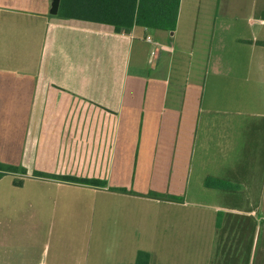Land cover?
<instances>
[{"label": "crops", "instance_id": "crops-1", "mask_svg": "<svg viewBox=\"0 0 264 264\" xmlns=\"http://www.w3.org/2000/svg\"><path fill=\"white\" fill-rule=\"evenodd\" d=\"M51 2L0 0V264H211L219 218L264 264V0L130 32Z\"/></svg>", "mask_w": 264, "mask_h": 264}, {"label": "trees", "instance_id": "trees-1", "mask_svg": "<svg viewBox=\"0 0 264 264\" xmlns=\"http://www.w3.org/2000/svg\"><path fill=\"white\" fill-rule=\"evenodd\" d=\"M181 0H62L60 15L64 18L78 15L79 3H83L88 19L98 22L111 23L116 32H130L135 26L150 29H162L174 31L177 25L179 6ZM79 17V16H77ZM19 169L16 167L0 163V180L7 174L15 173ZM24 171V170H23ZM70 181H78L94 186H102L103 183L97 180H81L67 178ZM20 185V183H17ZM127 193L125 189H121ZM149 194V197H155ZM220 217V216H219ZM217 235L220 232V218L217 222ZM149 255L140 253L137 264H148ZM211 264H248L247 258L227 257L225 254L219 255V248L215 250V255Z\"/></svg>", "mask_w": 264, "mask_h": 264}, {"label": "rangeland", "instance_id": "rangeland-1", "mask_svg": "<svg viewBox=\"0 0 264 264\" xmlns=\"http://www.w3.org/2000/svg\"><path fill=\"white\" fill-rule=\"evenodd\" d=\"M43 1V0H42ZM47 1V0H46ZM47 4V2H46ZM37 5V4H36ZM37 8L39 9L40 7L37 5ZM229 243L226 241V238L221 235L219 232L217 236V243H216V250L219 248V255L228 249Z\"/></svg>", "mask_w": 264, "mask_h": 264}, {"label": "water", "instance_id": "water-1", "mask_svg": "<svg viewBox=\"0 0 264 264\" xmlns=\"http://www.w3.org/2000/svg\"><path fill=\"white\" fill-rule=\"evenodd\" d=\"M61 0H52L50 14L52 16H57L60 9Z\"/></svg>", "mask_w": 264, "mask_h": 264}]
</instances>
